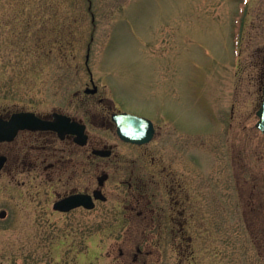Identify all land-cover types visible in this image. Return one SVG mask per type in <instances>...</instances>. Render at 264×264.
<instances>
[{
	"label": "rangeland",
	"instance_id": "1",
	"mask_svg": "<svg viewBox=\"0 0 264 264\" xmlns=\"http://www.w3.org/2000/svg\"><path fill=\"white\" fill-rule=\"evenodd\" d=\"M90 72L96 94L84 92ZM263 85L264 0H0V116L65 113L89 123L92 146L143 153V162L198 151L190 154L201 174L199 218L186 224L191 235L199 227L195 238L166 242L157 218L158 237L144 239L115 212L125 194L116 174L106 203L60 213L53 201L75 183L29 166L34 145L44 163L88 153L91 189L104 160L90 146L28 135L0 143L22 163L0 171V264H130L136 243L153 250L147 264H264V134L255 127ZM120 111L156 123L154 139L130 146L99 124Z\"/></svg>",
	"mask_w": 264,
	"mask_h": 264
},
{
	"label": "flooded vegetation",
	"instance_id": "2",
	"mask_svg": "<svg viewBox=\"0 0 264 264\" xmlns=\"http://www.w3.org/2000/svg\"><path fill=\"white\" fill-rule=\"evenodd\" d=\"M87 93V94H96ZM112 114V113H111ZM10 116V115H9ZM9 116H1L4 119H8ZM49 118V117H46ZM85 126L84 133L87 135L86 143L80 145L74 141L73 134H64L60 136L56 131L53 130H29L23 129L19 130L14 138L10 141H0L3 144H11L18 137H23L24 135L35 136L37 139H42L43 142L52 143L53 139L59 140L61 143L71 142L76 148L82 149L90 146V153L93 158L103 159L104 161L95 162L99 167V175L96 177L95 187L91 189L88 188L87 171L89 167V157L88 153H81L76 150L70 151L67 157H57L53 161L44 163V160L40 158L39 150L42 148L41 145H34L33 150L36 152L32 156L30 168L36 173L40 170L41 166L44 170L52 171L53 178L52 181H58L64 185H70L71 181L75 185H70L69 188L57 196L53 201L52 207L56 212L69 213L74 210H93L99 203H106L109 199L107 196V189L110 187L108 181L110 176L113 174L117 175V179L114 184L117 186H123L125 194L118 202L115 207V212H118L121 217L127 223L126 229L131 232H136L137 228H140L144 239H153L158 237L157 234L160 233L166 242L171 240H188L195 238V233L199 230V227H194L192 235L189 234L191 231L187 228V219L193 218L196 223L199 218L198 207L196 202L199 196L200 190V161L192 156L190 153H196L198 158V151L192 150V152L187 150V152H171L168 151L160 154V157H155L153 153L142 154L130 153V152H118L113 151V147H108L107 145L101 147H95L90 144V134H89V123H85L81 120L75 119ZM102 127L109 126L112 128L117 140L121 143L128 144L130 146H146L149 144L157 134L158 126L156 123H152L154 132L151 140L145 144H137L124 141L118 134V126L113 120L111 123H99ZM180 130L184 132H192L195 134V129L187 130L186 127H181ZM197 132V131H196ZM199 136V133H197ZM26 141L29 140L27 137ZM164 143L169 142V136L167 133L163 137ZM25 141V142H26ZM24 142V141H22ZM169 144V143H168ZM168 144L164 147L167 150ZM180 140L177 141L175 138L174 146H178ZM10 149H5L0 153V156L4 157V161L0 168V171L4 170H14L20 167V164L16 157L12 158V153ZM93 150H101L105 154L94 153ZM198 153V154H197ZM149 155V156H148ZM26 155L22 157L21 160L25 161ZM149 159V160H148ZM94 161V159H91ZM146 160L149 161V167L145 166ZM143 162V163H142ZM155 168H152V167ZM146 173L145 181L142 182L143 174ZM102 177L103 180L100 182L99 178ZM154 186H159L155 188ZM95 190H99L101 194L105 197V200L95 199L94 207L92 209L84 208L83 206H78L67 211H62L54 208V204L73 194H89ZM151 192V196L148 192ZM156 199H159L161 204L158 206L156 204ZM196 201V202H195ZM4 211V216H7L6 210H1L0 213ZM157 218L160 219V229L161 232L156 233L159 228V223ZM136 230V231H135ZM153 250L150 248H142L141 243L135 244L134 251L127 256L130 264H147V260L152 254ZM125 252L120 249L119 257H123ZM130 257V258H129Z\"/></svg>",
	"mask_w": 264,
	"mask_h": 264
},
{
	"label": "water",
	"instance_id": "3",
	"mask_svg": "<svg viewBox=\"0 0 264 264\" xmlns=\"http://www.w3.org/2000/svg\"><path fill=\"white\" fill-rule=\"evenodd\" d=\"M92 88H85V93H95L97 86L94 84L93 79H90ZM257 121L255 127L264 133V85L262 88V100L255 111ZM112 120L117 123L118 134L120 137L127 142L143 144L148 142L154 132L152 121L148 118L138 116L132 113L119 112L112 114ZM81 122L76 121L72 117L54 111L51 114V118H43L35 114L32 111H19L14 112L8 119L0 117V141H10L14 138L19 130H53L56 131L60 136L64 134H73L74 141L80 145L86 143L87 135L84 133L85 126L79 124ZM94 153L105 154L101 150H93ZM4 161V157L0 156V168ZM102 177L99 178L101 182ZM264 182V180H263ZM95 199L105 200V197L99 190H95L92 195L89 194H73L58 200L54 204L55 209L67 211L72 208L83 206L87 209L94 207ZM4 216V211L0 213V217Z\"/></svg>",
	"mask_w": 264,
	"mask_h": 264
}]
</instances>
